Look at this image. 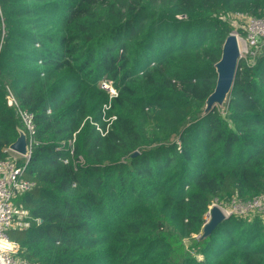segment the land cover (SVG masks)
Returning a JSON list of instances; mask_svg holds the SVG:
<instances>
[{"label": "trees", "instance_id": "trees-1", "mask_svg": "<svg viewBox=\"0 0 264 264\" xmlns=\"http://www.w3.org/2000/svg\"><path fill=\"white\" fill-rule=\"evenodd\" d=\"M238 12L264 17V0H0V160L22 129L8 95L36 124L19 162L36 185L15 199L30 224L10 232L21 257L264 264L260 214L199 238L215 200L264 193V40L202 113Z\"/></svg>", "mask_w": 264, "mask_h": 264}, {"label": "built area", "instance_id": "built-area-1", "mask_svg": "<svg viewBox=\"0 0 264 264\" xmlns=\"http://www.w3.org/2000/svg\"><path fill=\"white\" fill-rule=\"evenodd\" d=\"M232 16L245 20V25L239 26L238 24L237 28H233L231 32L238 38L241 49L240 57L254 56L259 51L260 44L264 40V17H255L241 12L223 17L231 21ZM230 23L234 22L231 21ZM100 86L107 92L110 99V102L104 104L103 119L107 122L106 127L104 128L97 124V129L105 135L112 120L116 118L115 115L108 116V110L111 107V100L118 95V89L115 82L110 79L102 80ZM8 100L10 104L17 105L22 130L27 135V143L30 150L27 155H21L12 151L9 146L5 149L9 153V156L0 160V264H31L29 260L19 255V244L11 238L10 232L17 228H26L30 224L26 220L29 216L28 210L20 208V205L16 204L15 199L33 189L36 185L33 180L24 177L25 164H19L20 158L28 161L31 157V145L34 142L36 124L33 112L19 106L15 97L11 94L8 95ZM213 205L219 206L226 218L232 215L254 216L256 214L264 217V193L248 200H241L234 196L229 203L215 200L204 216L205 223L210 218L211 207Z\"/></svg>", "mask_w": 264, "mask_h": 264}, {"label": "water", "instance_id": "water-1", "mask_svg": "<svg viewBox=\"0 0 264 264\" xmlns=\"http://www.w3.org/2000/svg\"><path fill=\"white\" fill-rule=\"evenodd\" d=\"M183 16L184 15H180V17ZM240 56L241 49L238 38L234 33H230L223 42L220 59L214 64L217 72L216 85L214 90L205 100L204 109L202 112L203 114L215 106L224 108L234 84L238 63L241 58ZM19 131L20 134L18 138L13 143H11L10 148L12 151L21 155H27L30 150L27 143V135L22 129ZM138 153L139 151L136 150L133 155L135 156ZM226 219L227 218L222 212L221 208L217 205H213L211 207L210 218L204 224L199 238H207L212 233V231Z\"/></svg>", "mask_w": 264, "mask_h": 264}, {"label": "rangeland", "instance_id": "rangeland-1", "mask_svg": "<svg viewBox=\"0 0 264 264\" xmlns=\"http://www.w3.org/2000/svg\"><path fill=\"white\" fill-rule=\"evenodd\" d=\"M234 20H236V21H234ZM231 21L234 22V23H231L234 29L237 28L236 26H237L238 24H239V26H243V25H245V20H244L243 18H242V19H239V18H237V16H232V17H231ZM231 21H230V22H231ZM236 22H238V23H236ZM250 216H253V215H250ZM263 221H264V219H263ZM187 242H189V241H187Z\"/></svg>", "mask_w": 264, "mask_h": 264}]
</instances>
